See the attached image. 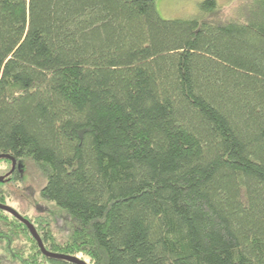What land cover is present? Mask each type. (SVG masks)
I'll return each instance as SVG.
<instances>
[{
	"label": "trees",
	"instance_id": "1",
	"mask_svg": "<svg viewBox=\"0 0 264 264\" xmlns=\"http://www.w3.org/2000/svg\"><path fill=\"white\" fill-rule=\"evenodd\" d=\"M156 2L0 0V156L17 184L33 165L70 219L63 242L28 219L51 253L264 264V0L225 19L205 0L174 20ZM0 251V264H70L1 210Z\"/></svg>",
	"mask_w": 264,
	"mask_h": 264
},
{
	"label": "rangeland",
	"instance_id": "2",
	"mask_svg": "<svg viewBox=\"0 0 264 264\" xmlns=\"http://www.w3.org/2000/svg\"><path fill=\"white\" fill-rule=\"evenodd\" d=\"M203 1L205 0H157L156 8L161 18L165 20L189 19L199 14V5ZM216 2L220 12L216 13L215 17L224 19L239 13L246 3L245 0L242 1L243 3L239 0H216ZM20 172L22 182L17 184L10 175L12 164L0 163V180L4 183L3 190L6 194L4 204L15 209L34 224L39 220L42 221V218H45L44 221L49 218L51 220L49 229L55 239L58 242L68 239L73 229L70 219L53 203L44 201L40 196V191L46 185V179L27 161L20 167ZM17 243L23 246L26 242L21 238ZM1 256H4L2 251H0ZM5 260L6 258L3 259L4 263H7Z\"/></svg>",
	"mask_w": 264,
	"mask_h": 264
},
{
	"label": "water",
	"instance_id": "3",
	"mask_svg": "<svg viewBox=\"0 0 264 264\" xmlns=\"http://www.w3.org/2000/svg\"><path fill=\"white\" fill-rule=\"evenodd\" d=\"M1 159H10V160H12V169H13V171L16 169L17 162H16L15 159H13L12 157L7 156V155H1L0 156V160ZM0 210L12 215L14 218H16L18 221H20L22 224H24L27 227V229L29 230V232L32 235V237L36 240L40 250L42 251V253L47 258L62 260V261L68 262L70 264H87L86 262H84L83 260H81V259H79L77 257L66 256V255H61V254H55V253H51V252L47 251V249L45 248L44 243H43L40 235L38 234L35 226L28 219L23 217L15 209H13L10 206H7L5 204H2V203H0Z\"/></svg>",
	"mask_w": 264,
	"mask_h": 264
},
{
	"label": "flooded vegetation",
	"instance_id": "4",
	"mask_svg": "<svg viewBox=\"0 0 264 264\" xmlns=\"http://www.w3.org/2000/svg\"><path fill=\"white\" fill-rule=\"evenodd\" d=\"M15 171V170H14ZM13 169H12V172H14Z\"/></svg>",
	"mask_w": 264,
	"mask_h": 264
}]
</instances>
